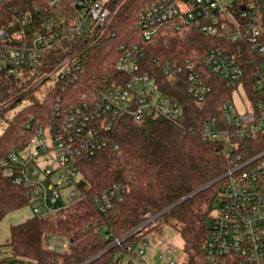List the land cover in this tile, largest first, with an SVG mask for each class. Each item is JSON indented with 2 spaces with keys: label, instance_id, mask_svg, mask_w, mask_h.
<instances>
[{
  "label": "built area",
  "instance_id": "1",
  "mask_svg": "<svg viewBox=\"0 0 264 264\" xmlns=\"http://www.w3.org/2000/svg\"><path fill=\"white\" fill-rule=\"evenodd\" d=\"M112 1L32 0L28 5L26 0H0V76L26 81L51 61L55 65L34 86L49 82L52 89L74 84L85 72L92 47L115 35L109 28L115 14ZM263 12L264 0H160L140 11L134 25L146 44L163 27L227 38L235 43L233 48L211 47L202 60L229 83L244 76L245 64L253 65L252 92L240 81L233 99L221 106L222 117L212 114L203 125V137L222 144L228 168L222 175L221 202L211 219L202 264H264V145L256 149L264 144ZM76 39L82 41L79 46ZM120 50L116 68L127 75L126 81L93 88L78 104L56 105L51 124L40 126L27 147L0 160L2 175L26 188L33 214L46 217L81 199L79 165L109 146V132L119 119L179 122L182 104L159 89L158 73L183 81L199 106L212 92L200 60L182 63L153 57L149 64L156 68L152 69L145 62L142 44L124 42ZM125 194V187L114 184L93 201L106 212ZM160 216L146 212L137 227L114 238L112 245L117 246L122 263L130 264L124 261L127 256L141 259L153 246L158 264H176L179 249L158 232ZM61 238L51 234L46 247L69 252V241Z\"/></svg>",
  "mask_w": 264,
  "mask_h": 264
},
{
  "label": "trees",
  "instance_id": "2",
  "mask_svg": "<svg viewBox=\"0 0 264 264\" xmlns=\"http://www.w3.org/2000/svg\"><path fill=\"white\" fill-rule=\"evenodd\" d=\"M159 1L113 0L115 14L109 28L115 35L105 36L100 44L92 47L85 72L68 87L44 90L41 84L34 86L35 81L55 65L51 61L26 81L6 74L0 76V117H5L24 98L30 100L9 119L0 134V160L27 147L40 126L51 124L56 105L78 104L93 88L126 81L127 75L116 68L120 45L124 42L145 46L148 64L153 57L172 58L182 63L189 58L200 60L201 69L212 87L205 104L199 106L183 81L170 80L158 73L159 89L182 104L179 122L167 119L137 121L132 117L115 122L109 132V146L79 165L81 199L54 214L46 217L33 214L11 227L8 245L15 257L14 264H124L116 255L118 248L112 242L115 237H122L137 227L146 212L160 213L161 224L180 233L187 254L186 264H202L205 260V242L212 216L221 202L225 184L221 178L228 163L221 154L222 144L203 137V125L212 114L222 117L221 106L233 99L240 81L252 92L253 65L245 64L241 79L231 83L221 79L209 70L202 58L211 47L233 48L235 43L223 36H206L195 29L180 33L163 27L152 43H144L134 28L135 22L140 11ZM25 3L31 5L32 0ZM16 4L18 2L12 3ZM261 41L264 44V12ZM75 42L78 46L82 43L81 39ZM61 56L58 53L57 59ZM149 67L156 68L153 64ZM263 145L259 144L256 149ZM114 184L126 188L124 199L102 212L93 198ZM27 205L30 203L26 188L4 177L0 167V219ZM51 234L66 238L70 251L48 249L46 241ZM0 264L11 263L2 259Z\"/></svg>",
  "mask_w": 264,
  "mask_h": 264
},
{
  "label": "rangeland",
  "instance_id": "3",
  "mask_svg": "<svg viewBox=\"0 0 264 264\" xmlns=\"http://www.w3.org/2000/svg\"><path fill=\"white\" fill-rule=\"evenodd\" d=\"M48 86L49 82H45L41 86V89L45 90ZM235 101L239 107L242 106L237 97H235ZM29 103V98H24L16 107L8 111L5 117H0V134L3 132V129L7 127L9 119H11L18 110ZM65 191H67V187L64 188V192ZM32 215V208L30 205H27L21 209L9 213L3 219H0V253L3 255L2 258L9 260L11 264H14L15 262L12 248L10 245H8L11 241V227L15 224L26 221ZM158 232L161 234L163 239L173 243L179 249V252L175 257L176 264H186L187 254L184 251V240L180 233L175 228L164 224H160ZM61 239V242L67 241L65 238ZM124 261H130V264H145L144 261L148 262L149 264H158L156 250L153 246H149L147 248L146 253L142 255L141 259H130V257L127 256Z\"/></svg>",
  "mask_w": 264,
  "mask_h": 264
},
{
  "label": "water",
  "instance_id": "4",
  "mask_svg": "<svg viewBox=\"0 0 264 264\" xmlns=\"http://www.w3.org/2000/svg\"><path fill=\"white\" fill-rule=\"evenodd\" d=\"M222 178H223V177H222ZM222 178H221V179H222ZM214 182H215V181L210 182L209 184L205 185L204 187H202V188L196 190L193 194L197 193V192L200 191L201 189H204V188L208 187L209 185H211V184L214 183ZM167 210H168V209H167Z\"/></svg>",
  "mask_w": 264,
  "mask_h": 264
},
{
  "label": "crops",
  "instance_id": "5",
  "mask_svg": "<svg viewBox=\"0 0 264 264\" xmlns=\"http://www.w3.org/2000/svg\"><path fill=\"white\" fill-rule=\"evenodd\" d=\"M1 254V253H0ZM2 255V254H1ZM3 256V255H2ZM3 259V258H2Z\"/></svg>",
  "mask_w": 264,
  "mask_h": 264
}]
</instances>
